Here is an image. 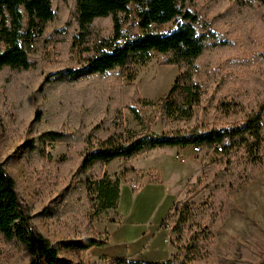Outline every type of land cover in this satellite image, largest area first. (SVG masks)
<instances>
[{
  "label": "trees",
  "instance_id": "trees-1",
  "mask_svg": "<svg viewBox=\"0 0 264 264\" xmlns=\"http://www.w3.org/2000/svg\"><path fill=\"white\" fill-rule=\"evenodd\" d=\"M61 1L63 7L57 9L56 0H0V72L6 71L10 77L26 75L32 57L56 44L67 49L77 44L84 59L78 66L60 67L45 77V88L40 87L37 93L49 104L36 110L32 137L22 154L28 166L45 164L49 161L46 146L66 143V156L58 164L74 166L75 179L62 189L65 204L49 203L34 211L0 160V244L10 253L5 257L11 258L19 247L26 253L25 264H87L80 253L105 242L92 226L86 225L88 230L82 236L53 240L38 218L62 214L66 208L76 217L78 210L85 212L92 206L95 212L114 207L119 188L116 181L104 177L107 162L123 158L124 181L138 190L142 171L130 159L159 146L190 145L198 147L195 153L204 161L203 172L191 184L188 197L174 201L159 223L173 236L170 240L176 246L171 260L161 264H199L202 241L213 237L214 225L225 218L230 206L226 191L242 176L235 149L240 147L249 156L260 151L253 157L258 165L264 164V67L259 72L248 71L245 84L228 101L211 104L223 114L227 125L204 130L192 127L156 134L139 116L140 129L127 132L122 109L154 105L133 91L130 75L128 83L116 88L102 82L97 83V90L95 85L79 92L76 87L91 79L104 80L115 74L113 70L124 69L155 50L161 64L178 67L171 90L178 82L186 90L189 103L185 112L190 114L221 72L211 66L212 56L235 44L234 35L228 32H240L248 41L263 36L264 0ZM229 1L231 6L225 8ZM60 10L67 13L66 20L59 19ZM167 24L172 27L161 30ZM261 57L264 63V52ZM15 81L9 85L15 88ZM54 98L57 101L50 100ZM17 103H21L19 99ZM160 107L162 122H169V103L161 101ZM63 115L71 123L67 131L60 129L54 118ZM203 189L209 191V202L190 205L189 198ZM263 258L264 238H258L253 241L249 264H261ZM109 260L114 264H150L124 256Z\"/></svg>",
  "mask_w": 264,
  "mask_h": 264
},
{
  "label": "rangeland",
  "instance_id": "rangeland-1",
  "mask_svg": "<svg viewBox=\"0 0 264 264\" xmlns=\"http://www.w3.org/2000/svg\"><path fill=\"white\" fill-rule=\"evenodd\" d=\"M56 4L57 9L63 7L61 0H56ZM231 4V1L227 2L225 8ZM67 18V13L60 10L59 19ZM105 24L109 28L110 23L107 21ZM171 27L167 24L160 28L166 31ZM225 32L228 31L224 29ZM228 34L234 35L235 44L212 56L211 66L221 72L213 79L212 90L202 96L197 110H192L190 114L185 112L189 103L186 90L179 82L171 90L178 67L161 64L155 50H150L146 58L138 59L124 69L113 70L115 74L110 73L104 80L95 78L90 82L84 81L76 89L79 92L95 85L97 90L98 82L109 88L120 87L128 83L130 75L134 82L133 91L154 105L147 108L136 106L133 110L124 107L123 125L127 132L140 129L139 116L156 134L192 127L200 130L211 126L223 127L227 125V120L211 104L214 101H228L230 95L245 84L248 71L259 72L264 67L261 57L264 34L251 41L244 39L240 32ZM230 36L225 34V37ZM32 59L34 62L26 75L10 77L6 71L0 72V160L16 180L24 199L34 211H38L49 203L62 207L65 204L62 189L72 184L75 177L74 166L58 164L66 156L65 142H52L46 146L48 163L28 166L24 162L23 149L32 137L35 112L49 104L48 99L37 92L40 87L45 88L44 79L48 73L67 65L78 66L84 59L79 54L77 44L70 49L52 45ZM200 62L202 64L204 60ZM114 75L118 78H114ZM12 80H16L15 88L9 85ZM23 82H27V85L22 86ZM18 99L20 104L17 103ZM50 100L57 101L56 98ZM164 100L169 103L171 111L166 123L162 122L160 107V102ZM15 110L17 114H14ZM54 118L60 129H70L67 116ZM180 147L181 151H174L173 146L169 145L155 147L129 160L142 171V184L138 190H133L131 184L124 181L123 158L112 159L104 165L103 170L106 179L118 183L119 195L114 207L95 212V206H92L85 212L78 210L76 217L72 210L66 208L56 216H40L39 225L53 240L82 236L88 230L86 225L92 226L105 242L80 253L87 264H114L109 258L116 256L150 264L168 263L176 246L170 240L173 236L159 223L174 201L188 197L191 184L202 176L204 166L203 159L193 151L192 146ZM177 153L184 156V161L175 157ZM234 155L242 163V176L226 191L230 206L225 218L214 225L213 237L202 241L203 258L199 264H249L253 255V241L264 238V164L258 165L259 161L253 157L259 156L260 151L249 156L239 147ZM208 195L209 191L203 189L190 197L188 203L205 206L209 202ZM188 242L191 243V240ZM9 254L0 244V264L26 263V253L22 248H15L11 258L5 257Z\"/></svg>",
  "mask_w": 264,
  "mask_h": 264
},
{
  "label": "built area",
  "instance_id": "built-area-1",
  "mask_svg": "<svg viewBox=\"0 0 264 264\" xmlns=\"http://www.w3.org/2000/svg\"><path fill=\"white\" fill-rule=\"evenodd\" d=\"M218 149H220V146H217ZM192 149L194 152H196L198 150V147L197 146H192ZM179 161H184V156L177 153L176 156H175Z\"/></svg>",
  "mask_w": 264,
  "mask_h": 264
},
{
  "label": "crops",
  "instance_id": "crops-1",
  "mask_svg": "<svg viewBox=\"0 0 264 264\" xmlns=\"http://www.w3.org/2000/svg\"><path fill=\"white\" fill-rule=\"evenodd\" d=\"M173 149H174V151H178V150L181 151V147L180 146H177V145L176 146H173Z\"/></svg>",
  "mask_w": 264,
  "mask_h": 264
},
{
  "label": "water",
  "instance_id": "water-1",
  "mask_svg": "<svg viewBox=\"0 0 264 264\" xmlns=\"http://www.w3.org/2000/svg\"><path fill=\"white\" fill-rule=\"evenodd\" d=\"M261 264H264V258H263V261H262V263Z\"/></svg>",
  "mask_w": 264,
  "mask_h": 264
}]
</instances>
